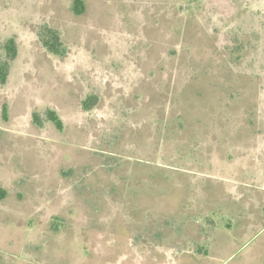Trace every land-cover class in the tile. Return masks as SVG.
<instances>
[{
	"label": "rangeland",
	"instance_id": "1",
	"mask_svg": "<svg viewBox=\"0 0 264 264\" xmlns=\"http://www.w3.org/2000/svg\"><path fill=\"white\" fill-rule=\"evenodd\" d=\"M83 1L0 0V264H264V0Z\"/></svg>",
	"mask_w": 264,
	"mask_h": 264
},
{
	"label": "trees",
	"instance_id": "2",
	"mask_svg": "<svg viewBox=\"0 0 264 264\" xmlns=\"http://www.w3.org/2000/svg\"><path fill=\"white\" fill-rule=\"evenodd\" d=\"M84 1L83 0H72V11L75 14H80L84 10ZM44 45L48 48V50L52 53H58L59 48L61 46V42L59 36L55 32H50L48 38H45ZM15 41L13 39H9L5 44L7 49L8 56L13 58L16 54ZM7 78V61L0 63V82L3 83ZM92 104V100L89 98L88 101H84L83 105L85 108H88ZM48 119L50 122L54 124V126L58 129H62V122L59 116L54 111H48L47 113Z\"/></svg>",
	"mask_w": 264,
	"mask_h": 264
},
{
	"label": "crops",
	"instance_id": "3",
	"mask_svg": "<svg viewBox=\"0 0 264 264\" xmlns=\"http://www.w3.org/2000/svg\"><path fill=\"white\" fill-rule=\"evenodd\" d=\"M263 178V177H262ZM259 187V189L261 190V191H263L262 193L260 192V196H263V198H262V200H263V203H264V178H263V182L261 183V185H259L258 186ZM260 196H257V199H255V196H251V197H245V201H247V200H249L250 198H254V199H251V201L252 200H254L256 203H257V201L259 200V197ZM244 198V197H243ZM264 207V204H263V206H262V208Z\"/></svg>",
	"mask_w": 264,
	"mask_h": 264
},
{
	"label": "flooded vegetation",
	"instance_id": "4",
	"mask_svg": "<svg viewBox=\"0 0 264 264\" xmlns=\"http://www.w3.org/2000/svg\"><path fill=\"white\" fill-rule=\"evenodd\" d=\"M60 118V117H59ZM61 119V118H60ZM62 120V119H61ZM62 130V129H61ZM60 131V130H59Z\"/></svg>",
	"mask_w": 264,
	"mask_h": 264
}]
</instances>
